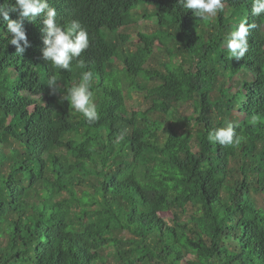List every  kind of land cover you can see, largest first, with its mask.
Masks as SVG:
<instances>
[{
    "label": "trees",
    "instance_id": "trees-1",
    "mask_svg": "<svg viewBox=\"0 0 264 264\" xmlns=\"http://www.w3.org/2000/svg\"><path fill=\"white\" fill-rule=\"evenodd\" d=\"M49 2L89 47L62 70L42 57L39 17L23 22L22 54L0 21V264H108L109 246L121 264H264V13L253 0H222L215 19L179 0ZM140 6L158 24L131 51ZM244 21L255 27L236 59L226 43ZM155 40L169 56L157 68ZM86 71L92 123L68 99ZM126 87L146 92L145 111L128 110ZM190 102L194 115L178 116ZM229 122L241 143L209 142Z\"/></svg>",
    "mask_w": 264,
    "mask_h": 264
},
{
    "label": "clouds",
    "instance_id": "clouds-1",
    "mask_svg": "<svg viewBox=\"0 0 264 264\" xmlns=\"http://www.w3.org/2000/svg\"><path fill=\"white\" fill-rule=\"evenodd\" d=\"M179 5L200 19L215 17L223 8L222 0H179ZM251 11L256 16L264 13V0H253ZM10 13H18L20 19H10ZM56 16V9L51 6L49 0H15L14 4L5 0V3L0 4V21L6 24L7 33L11 36L10 44L16 47L17 54H22L30 47L24 20L32 22L39 17L44 26L41 31L45 34L43 43L46 47L42 50L43 59L50 61L57 68L69 70L72 61L79 58L89 47V35L79 21L72 20L66 26H62L56 22ZM253 27L255 25H248L244 21L229 34L226 47L231 57L240 59L245 55L248 50L247 37L250 28ZM92 81L93 73L83 72L79 83L68 90L71 107L82 113L90 123L99 119L91 91ZM55 83L54 79L50 80V86H54ZM207 139L223 146H237L242 141V137L235 132L231 122L209 132Z\"/></svg>",
    "mask_w": 264,
    "mask_h": 264
},
{
    "label": "rangeland",
    "instance_id": "rangeland-1",
    "mask_svg": "<svg viewBox=\"0 0 264 264\" xmlns=\"http://www.w3.org/2000/svg\"><path fill=\"white\" fill-rule=\"evenodd\" d=\"M225 16H230V10L228 8H224ZM145 11L148 13H152L154 11L153 7L147 6H140L136 13L134 14L135 24L129 27L126 30V34L130 36V40L126 43V48L130 49L131 51H135L138 48V41L137 35L139 33H144L148 35H152L156 31V27L158 24V19L156 17L146 18L144 16ZM218 15V13H217ZM211 17L215 19L217 17ZM152 44L155 46V51L153 57L151 58L150 62L148 63V67L157 68L161 63L169 61V56L166 53V46L159 44L157 40L152 41ZM121 69V65L119 67ZM139 83L141 85H148L152 86L153 83L151 81H147L145 79H139ZM145 93L143 91H130L127 87L125 89V95L127 100L128 110L132 111H145L149 107V103L145 100ZM219 95V92H215L214 96ZM178 116L186 117L194 115V108L192 102L186 104H180L177 106V113ZM243 116L241 117V119ZM254 195V194H253ZM254 197L257 199L258 204L264 208V194H255ZM197 211L195 206L188 207V213L194 214ZM169 218H172V213H169ZM168 221H171L168 219ZM106 261L108 264H121L120 259L117 253L114 252L112 246L106 248L105 252ZM191 257H189L190 259Z\"/></svg>",
    "mask_w": 264,
    "mask_h": 264
}]
</instances>
